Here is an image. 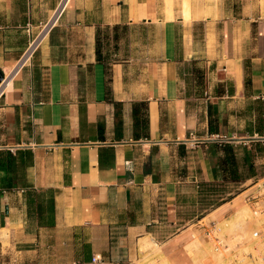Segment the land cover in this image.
<instances>
[{"label": "crops", "instance_id": "obj_1", "mask_svg": "<svg viewBox=\"0 0 264 264\" xmlns=\"http://www.w3.org/2000/svg\"><path fill=\"white\" fill-rule=\"evenodd\" d=\"M0 74V264H192L217 146L264 172V0H0Z\"/></svg>", "mask_w": 264, "mask_h": 264}, {"label": "rangeland", "instance_id": "obj_2", "mask_svg": "<svg viewBox=\"0 0 264 264\" xmlns=\"http://www.w3.org/2000/svg\"><path fill=\"white\" fill-rule=\"evenodd\" d=\"M200 29L202 26L198 27V30ZM198 77L201 78L199 72ZM257 164H262L261 159ZM263 175L264 172L257 174L255 178L247 179L239 186L241 191L257 183L234 199L228 212L223 214L224 211H217V217L214 215L212 221H208V238L205 242L200 243L195 238L185 244L184 249L192 257V264H264ZM232 187L227 189L231 192L224 193L225 196L233 194ZM254 231L260 232L259 237L253 236ZM151 248L149 253L146 252L144 260L132 264H170L167 258L159 253L158 248Z\"/></svg>", "mask_w": 264, "mask_h": 264}, {"label": "trees", "instance_id": "obj_3", "mask_svg": "<svg viewBox=\"0 0 264 264\" xmlns=\"http://www.w3.org/2000/svg\"><path fill=\"white\" fill-rule=\"evenodd\" d=\"M113 38H118L120 35H123L127 31L126 26H113ZM108 27L100 28L98 27L96 30V59L98 61L104 62L106 60V56L102 55L101 45L102 41L106 40L108 37ZM247 83V80H246ZM143 104H140V107L134 109V116L136 120H139L138 115ZM141 126H144L145 118H141L139 121ZM211 123V122H210ZM211 130V128H210ZM218 156L216 162V177L212 182H203L201 183L202 188V202L204 207L206 208H214L223 203L224 201L232 198L234 195L239 193L241 189L239 186L242 185L247 179L255 178L256 171L254 167V163L252 161L251 156L249 155V149L247 146H235L231 142H222L217 146ZM10 155V154H9ZM243 170H246L245 172ZM233 186V194H230L229 197L225 196L224 193H230L231 191H227V189ZM42 192L36 190L34 188H29L26 191V202L30 208V213L39 207L35 206V198H40ZM40 200V199H38ZM47 211V219L43 218L40 220V223H53V201L52 199H48L46 204ZM34 208V209H33ZM32 209V210H31ZM36 211V210H35Z\"/></svg>", "mask_w": 264, "mask_h": 264}, {"label": "built area", "instance_id": "obj_4", "mask_svg": "<svg viewBox=\"0 0 264 264\" xmlns=\"http://www.w3.org/2000/svg\"><path fill=\"white\" fill-rule=\"evenodd\" d=\"M56 13H57V11L55 12L54 15H56ZM48 26H50V21L47 24L44 25V27H46V28ZM36 43H37V38L32 40V42L29 44V46L27 47V49L25 51V54H24L25 56H27L28 54H30L32 52V50L35 47ZM7 77H8L7 75L2 77L1 85L7 80ZM259 234H260L259 231H254L253 232V236L254 237H259ZM95 260H99L98 256H94L93 257V261H95Z\"/></svg>", "mask_w": 264, "mask_h": 264}, {"label": "water", "instance_id": "obj_5", "mask_svg": "<svg viewBox=\"0 0 264 264\" xmlns=\"http://www.w3.org/2000/svg\"><path fill=\"white\" fill-rule=\"evenodd\" d=\"M2 77H3L2 74H0V80L2 79Z\"/></svg>", "mask_w": 264, "mask_h": 264}, {"label": "bare ground", "instance_id": "obj_6", "mask_svg": "<svg viewBox=\"0 0 264 264\" xmlns=\"http://www.w3.org/2000/svg\"><path fill=\"white\" fill-rule=\"evenodd\" d=\"M240 214H241V213H240ZM239 216H240V215H239ZM239 216H238V217H239ZM192 250H193V249H192ZM192 250H191V251H192Z\"/></svg>", "mask_w": 264, "mask_h": 264}]
</instances>
